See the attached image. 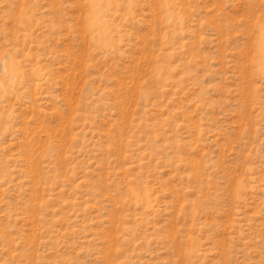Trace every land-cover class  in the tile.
<instances>
[{
	"label": "rangeland",
	"instance_id": "1",
	"mask_svg": "<svg viewBox=\"0 0 264 264\" xmlns=\"http://www.w3.org/2000/svg\"><path fill=\"white\" fill-rule=\"evenodd\" d=\"M264 0H0V264H264Z\"/></svg>",
	"mask_w": 264,
	"mask_h": 264
},
{
	"label": "bare ground",
	"instance_id": "2",
	"mask_svg": "<svg viewBox=\"0 0 264 264\" xmlns=\"http://www.w3.org/2000/svg\"><path fill=\"white\" fill-rule=\"evenodd\" d=\"M261 49L264 51V45L261 46Z\"/></svg>",
	"mask_w": 264,
	"mask_h": 264
}]
</instances>
